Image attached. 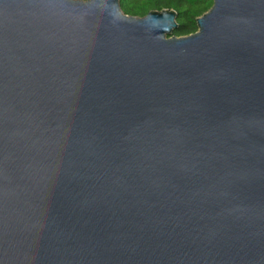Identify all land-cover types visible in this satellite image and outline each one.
I'll use <instances>...</instances> for the list:
<instances>
[{
  "label": "water",
  "instance_id": "95a60500",
  "mask_svg": "<svg viewBox=\"0 0 264 264\" xmlns=\"http://www.w3.org/2000/svg\"><path fill=\"white\" fill-rule=\"evenodd\" d=\"M177 18L0 0V264H264V0Z\"/></svg>",
  "mask_w": 264,
  "mask_h": 264
},
{
  "label": "trees",
  "instance_id": "16d2710c",
  "mask_svg": "<svg viewBox=\"0 0 264 264\" xmlns=\"http://www.w3.org/2000/svg\"><path fill=\"white\" fill-rule=\"evenodd\" d=\"M123 11L132 16L144 17L153 10L174 9L178 13L177 36L198 31V18L208 12L214 0H120Z\"/></svg>",
  "mask_w": 264,
  "mask_h": 264
}]
</instances>
